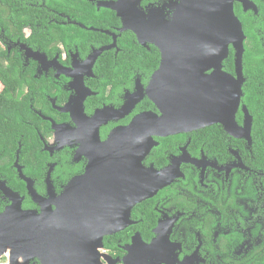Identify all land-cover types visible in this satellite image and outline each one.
<instances>
[{
    "label": "flooded vegetation",
    "instance_id": "1",
    "mask_svg": "<svg viewBox=\"0 0 264 264\" xmlns=\"http://www.w3.org/2000/svg\"><path fill=\"white\" fill-rule=\"evenodd\" d=\"M81 1L75 7L65 2L61 9L37 1L45 21L20 27L7 26L0 14V62L20 78L15 96L29 101L35 117L21 122L24 132L10 157L0 138V264H49L39 250L47 241L35 228L29 249L21 253L18 209L10 211L15 200L39 214L47 206L55 209L58 197L74 177L86 173L98 152L97 128L105 142L145 112L162 115L148 94L161 68V49L140 42L133 21L126 24L117 9L101 5L120 0ZM135 2L141 14L157 11L170 19L184 0H127L125 8L131 12ZM233 9L244 49L239 58L234 38L221 70L232 86L228 91L240 96L235 124L214 122L153 136L156 143L136 168L157 172L158 190L134 206L132 223L104 236L100 263L264 264V0H233ZM101 11L111 17H100ZM132 42L134 50L151 54L158 64L132 67ZM103 59L113 69L111 79L99 69ZM199 67L204 75L215 72L208 63ZM140 146L137 142L134 149ZM135 241L142 252L127 258Z\"/></svg>",
    "mask_w": 264,
    "mask_h": 264
},
{
    "label": "water",
    "instance_id": "2",
    "mask_svg": "<svg viewBox=\"0 0 264 264\" xmlns=\"http://www.w3.org/2000/svg\"><path fill=\"white\" fill-rule=\"evenodd\" d=\"M125 1L101 5L117 9L126 24L133 21L130 25L140 42H152L161 49V68L155 72L148 94L162 115L145 112L129 126L112 132L105 142L100 141L97 128L94 137L98 152L91 156L86 173L74 177L58 197L55 209L47 206L39 214L23 210L21 198L15 200L10 211L18 209L15 229L21 233V253L29 249L35 228L37 237L47 241L39 250L49 264H102L99 257L104 236L132 223L134 206L158 190L157 172L136 168L156 143L153 136L190 131L214 122L230 126L236 122L240 96L228 91L232 86L221 70L234 38L239 58L244 49L243 28L234 13L233 0H184L170 19L157 11L141 14L137 1L130 12ZM103 50L92 56V63ZM207 63L215 67L211 75H204L205 68L199 67ZM174 65L178 67L173 69ZM138 99L128 102L125 111H130ZM82 101L77 103L82 105ZM137 142L141 146L134 149ZM31 193L39 201L37 193ZM141 252L135 241L127 258Z\"/></svg>",
    "mask_w": 264,
    "mask_h": 264
},
{
    "label": "trees",
    "instance_id": "3",
    "mask_svg": "<svg viewBox=\"0 0 264 264\" xmlns=\"http://www.w3.org/2000/svg\"><path fill=\"white\" fill-rule=\"evenodd\" d=\"M33 4L28 3V0H0V14L3 15L4 22L9 25L16 24L19 27L23 23H41L44 20L45 12L40 11L39 5L36 2L41 0H31ZM81 1V0H80ZM49 7L61 9L65 2H70V7L78 5V0H45ZM86 6L84 1H81L80 7ZM94 15V10H91ZM100 17L106 16L110 18L107 11H101ZM97 16H95L96 18ZM86 22H88L85 19ZM85 35L88 32L83 31ZM100 34L99 36H102ZM135 38L132 35V40ZM131 48L134 50L135 46L133 42ZM138 49L134 50L131 57V66L135 67L142 65L147 69H151L158 64L155 57L149 53H141ZM131 67V68H132ZM99 69L107 70V76L111 79L113 75L109 74V71L113 70L110 66H107L105 59L99 65ZM107 78V80H109ZM116 80V79H115ZM14 82H20V78L17 75H12L7 69L5 63L0 62V138L3 141L5 147L6 156L10 157L14 151L16 141L19 139L20 134L23 133L24 127L21 122H26L27 119H34L32 111L29 109V101H20L15 96Z\"/></svg>",
    "mask_w": 264,
    "mask_h": 264
}]
</instances>
